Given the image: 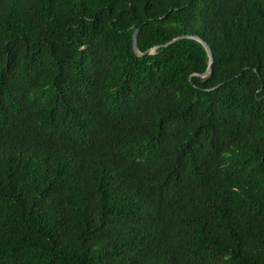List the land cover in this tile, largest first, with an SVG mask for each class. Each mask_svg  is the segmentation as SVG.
<instances>
[{"label":"trees","instance_id":"obj_1","mask_svg":"<svg viewBox=\"0 0 264 264\" xmlns=\"http://www.w3.org/2000/svg\"><path fill=\"white\" fill-rule=\"evenodd\" d=\"M0 264H264V0H0Z\"/></svg>","mask_w":264,"mask_h":264},{"label":"water","instance_id":"obj_2","mask_svg":"<svg viewBox=\"0 0 264 264\" xmlns=\"http://www.w3.org/2000/svg\"><path fill=\"white\" fill-rule=\"evenodd\" d=\"M139 30H140V27L136 30V32L134 34V42H133V45H134L135 51L138 54H140V55H143L145 53H152L155 50V48H157L158 46L153 47L152 49L148 50L145 53H143V52L140 51V49L138 47V34H139ZM190 37L191 38H194V39H196L198 41H200L204 45V47L206 48V50H207V52L209 54V62H210V65H209L207 71L204 74H202V76H206L211 71L212 64L214 63V54H213V51H212L210 45L208 44V42L205 41L201 36H199V35H182V36H179L177 38L172 39L171 41H168L166 43L161 44V46H168L171 43H173V42H175V41H177L179 39H182V38H190Z\"/></svg>","mask_w":264,"mask_h":264}]
</instances>
